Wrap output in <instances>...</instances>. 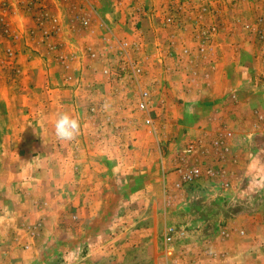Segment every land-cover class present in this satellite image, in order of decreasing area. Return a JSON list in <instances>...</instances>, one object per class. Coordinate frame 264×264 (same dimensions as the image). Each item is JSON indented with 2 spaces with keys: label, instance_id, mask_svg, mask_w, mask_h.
Listing matches in <instances>:
<instances>
[{
  "label": "rangeland",
  "instance_id": "rangeland-1",
  "mask_svg": "<svg viewBox=\"0 0 264 264\" xmlns=\"http://www.w3.org/2000/svg\"><path fill=\"white\" fill-rule=\"evenodd\" d=\"M77 1L80 0H47L46 7L56 16L59 30L67 28L69 19L78 21L84 29L83 20L90 23L87 9L79 7L73 12L71 5H78ZM54 6L57 14L52 11ZM130 9L133 28L138 29L139 20L147 10L142 6L144 15L138 17ZM158 11L163 19L161 30L168 32L167 40H163L165 50L157 54L163 67L161 75L166 70L174 77L168 86L183 83L187 87L207 77L205 71L199 75V68L207 65L213 68L220 61L218 51H222L223 57H229L224 60L228 62L226 67L230 69L234 65L236 69L229 70L226 76L223 71L220 79L226 85H236L244 96H252L253 119L245 116L239 119L243 123L237 125L239 132L245 130V134H239L244 139L238 138V144L233 141L231 149L224 152L225 171L234 178L227 187L201 183L166 202L163 188L177 167L172 168L170 162L182 147L179 143L180 137H184L182 127L194 121L203 123L201 119L206 116V110L192 108L196 103L184 105L176 98L177 87L170 86V96L175 101L167 110V118H171L168 133L163 127L166 119L158 120L155 114L153 119L152 106L147 115L153 123L146 126V113L137 110L131 98L128 118L96 119L92 130L82 125L73 139L82 146L81 159L88 160L97 175L90 181L86 176L73 182L68 178L60 198H42L50 207L56 205L64 211L57 230L31 235L34 238L31 240L27 232L15 229L14 211L3 216L0 264H264V0H167L159 5ZM168 16L173 18L171 23L164 20ZM27 35L28 43L27 39L19 38L24 47L31 46L33 41L48 53L56 50H48L39 34ZM57 37L53 42H60ZM14 39L0 37V81L4 84L18 81L19 48L18 38ZM121 42L137 43L127 38L114 40L113 59L123 64L124 69L117 68L112 74L116 80L126 79L132 84L135 78L131 68L138 67L139 62L149 63L156 55L150 52L149 46H143L140 54L120 56L118 44ZM60 45L61 42L58 49ZM203 47L206 50L200 53ZM7 50L13 52L14 60L6 59ZM11 63L15 64L14 68ZM150 76L156 80L160 71L149 74L146 70L135 77L143 80L145 87L151 81ZM166 81L162 80L164 84ZM2 114L0 110V125H5ZM12 122L20 124L21 119L16 117ZM220 138L216 136L209 141ZM68 152H64L66 158H69ZM102 176L110 180L109 186L107 181L102 182ZM103 187L109 189L112 209L126 202L124 213L115 211L98 221L93 236L84 233L76 238L72 189L83 195L87 191L99 193ZM114 195H120L121 199ZM34 200L30 199V204ZM79 200L88 198L80 196ZM28 202L25 200L22 207H30ZM90 205L94 210L99 206L94 200ZM84 219L85 215L82 222ZM52 224L55 227V222Z\"/></svg>",
  "mask_w": 264,
  "mask_h": 264
},
{
  "label": "crops",
  "instance_id": "crops-1",
  "mask_svg": "<svg viewBox=\"0 0 264 264\" xmlns=\"http://www.w3.org/2000/svg\"><path fill=\"white\" fill-rule=\"evenodd\" d=\"M166 1L137 0V4L147 10V14L142 15L144 18L139 20L138 29L133 28L134 24L130 18V7L134 10L136 5L132 0L77 1L78 5H71L73 12L79 7L87 9L90 23L84 29L79 26L78 21L69 19L67 28L64 30L60 28L57 40L60 39L61 45L54 53H48L46 48L36 45L33 41L31 46L24 47L23 41L20 42L19 38L27 39L28 43L27 34L34 25L30 15L16 11L11 25L12 35L18 38L20 64L18 81L15 84H4L0 81V110L3 111L2 117L6 119V124L0 125V221L4 215L14 211L15 218L12 219L16 222L15 229L24 230L28 237L37 233L38 236L43 235L51 229L55 231L60 226L58 223L64 211L56 205L50 207L47 200L42 198H60L64 190L63 185L68 178L73 182L86 176L90 181L97 175L90 168L91 163L81 159L82 146L78 140L68 143L55 136V121L62 113L76 119L79 122V130L83 126L92 130L96 119L128 118L131 98H134L133 103L136 102L138 108L140 93L149 90V110L151 106L152 111L154 109L151 115L153 119L156 117L158 120L166 119L165 125L162 126L165 132L169 133L171 118H167L169 117L167 110L175 101L170 96V86H174L178 90L176 94L178 100L184 105L196 103L197 105H193L192 108L197 106L206 110V116L203 117L204 120L201 119L203 123L194 121L189 126L182 127L181 134L184 133V137L181 136L179 139L182 147L170 162L172 168L181 166L178 158L189 146L198 149L196 154L186 160L192 163L195 156L197 160L201 158L199 152L216 136L225 138L227 149H231L233 141L238 144L244 139L239 134L246 132L245 130L239 132L237 125L243 123L239 119L245 116L253 119L254 103H250L251 95L244 96L236 85H226L225 80L220 79L223 71L226 76L229 70L236 69L234 65L230 69L226 67L228 62L224 63V60H228L229 57L228 59L226 56L223 57L222 51H218L221 55L220 61H216L213 68L209 67L211 65L199 68V75L202 76V71H205L208 76H204L193 85L186 87L183 83H177L168 86L174 78L168 74L172 72L165 70L166 72L162 71L161 75L163 67L157 54L165 50L163 40L164 38L167 40L168 32L161 30L163 19L158 9L159 5ZM52 11L57 14L55 6ZM21 15L23 19H20ZM28 25L30 28H27ZM32 32L35 34V29ZM124 38L141 45L139 54L142 53L143 46H149L150 48H147L150 52L156 55V59L155 57L150 59L149 63L145 61V65L138 63L143 73L146 70L149 74L160 71V77L154 80L153 76H150L151 81L148 80L149 83H146L145 87L142 84L143 80L140 79L135 78L130 84L126 79L116 80L113 77V70L124 68L123 64H118V61L113 59L114 40ZM60 42L57 41L58 44ZM155 46H159L160 49L157 50ZM166 52L167 49L164 54ZM167 65L170 66V63ZM164 79L167 80L165 84L162 82ZM16 117L21 119L20 124L12 122ZM65 151L70 152L69 158L64 156ZM207 155L212 156L209 149ZM171 174L173 177L171 176L169 184L167 180L163 188L164 200L165 188L168 190L176 180V171ZM105 181L108 182V179L103 177L102 182ZM109 183L110 180L106 186H109ZM108 190V187H103L99 193L87 191L79 195L72 189L71 202L76 205V209L73 210L76 238L84 233L93 236L98 221L105 220L115 211L124 213L126 202L112 209L111 194ZM80 196H85L88 200L78 201ZM114 196L121 199L120 195ZM27 199L30 207H22ZM30 199H35L32 204ZM92 200L99 205L98 209L94 210L90 205ZM84 215L85 219L82 222ZM83 229L85 232H79ZM33 236L31 240L34 239Z\"/></svg>",
  "mask_w": 264,
  "mask_h": 264
},
{
  "label": "built area",
  "instance_id": "built-area-1",
  "mask_svg": "<svg viewBox=\"0 0 264 264\" xmlns=\"http://www.w3.org/2000/svg\"><path fill=\"white\" fill-rule=\"evenodd\" d=\"M137 1V0H136ZM135 0H132L136 4L134 8L135 15L141 17L144 13L142 7L137 4ZM47 0H0V37H6L8 40L14 39L12 35V17L16 11L25 13V15H30L33 21V27L29 32L30 35L35 36L39 34L41 39L48 50H55L57 48V43L53 42L54 38L59 34L58 20L56 16L50 13V10L46 7ZM172 17H165L166 23H171ZM83 26L87 28L89 25L88 20H83ZM35 29L36 33L33 34L32 30ZM15 40V39H14ZM52 40V41H51ZM49 42H52L50 44ZM13 43V42H10ZM139 46L137 43L129 44L128 42H121L118 44V53L120 56L125 55L129 56L130 54H138ZM210 48V47H209ZM208 48V49H209ZM206 49L203 47L200 49V53H203ZM187 54V51H185ZM14 54L11 50H7L6 59L14 60ZM130 64V63H128ZM138 65V64H137ZM14 63H11V67L14 68ZM124 68H122L123 70ZM132 69V77L136 78L142 70L138 66H134ZM149 91H143L140 93V100L138 103V110L143 111L146 115L149 113ZM145 125L151 126L153 121L147 115L145 117ZM210 142V143H209ZM206 144V148H203L199 152L201 158L197 160L196 156L192 162V165L189 166L186 164V160L189 156L196 154L198 150L195 147L189 146L185 149L183 155H180L178 162L181 163V166H177L174 171H176V180L168 188H165V200L166 202L170 201L174 195L177 193H184L195 188L201 183L206 184H216L219 183L224 187L228 186V182L231 179L230 175L226 173L225 169V150H227L225 138L221 137L220 139L209 141ZM211 151V157L207 155ZM201 153V154H200ZM205 156V157H204ZM204 161H207L204 163Z\"/></svg>",
  "mask_w": 264,
  "mask_h": 264
},
{
  "label": "clouds",
  "instance_id": "clouds-1",
  "mask_svg": "<svg viewBox=\"0 0 264 264\" xmlns=\"http://www.w3.org/2000/svg\"><path fill=\"white\" fill-rule=\"evenodd\" d=\"M55 136L61 141H72L75 139L79 122L66 113H62L55 121Z\"/></svg>",
  "mask_w": 264,
  "mask_h": 264
}]
</instances>
